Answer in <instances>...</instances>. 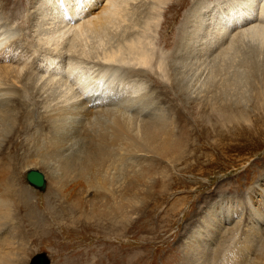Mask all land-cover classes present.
Returning <instances> with one entry per match:
<instances>
[{
  "label": "rangeland",
  "instance_id": "rangeland-1",
  "mask_svg": "<svg viewBox=\"0 0 264 264\" xmlns=\"http://www.w3.org/2000/svg\"><path fill=\"white\" fill-rule=\"evenodd\" d=\"M36 1L0 0V24L10 26L11 37L12 33L16 38L26 33L33 36L36 29L26 21L37 10ZM163 2L137 0L132 11L141 27L143 19L155 17L151 39L171 75L166 88L159 85L160 78L151 79L141 94L147 95L150 87L154 97L158 94L147 105L149 113L158 109L169 112L170 119L184 131V149L157 164L152 191L130 194L121 216L102 211L96 203L82 208L80 200L70 195L68 203L78 202L80 209L64 213L66 198L54 190L51 201L61 211L60 223L45 233L22 223L23 237L14 238L23 249L21 264H31L36 255L43 256L45 264H264V35L237 37L228 51L222 50L231 36L216 42L224 17L220 13L242 0ZM180 42L181 54L175 57ZM202 42L211 48L216 44L213 53L199 51ZM59 88L46 86L37 98L43 104L29 99L27 92L22 100L27 99L31 107L50 106L61 97ZM20 115H15L11 133L0 132L1 169L13 156L27 154L25 157L37 159L29 142L37 125L20 129ZM35 164L16 165L20 184L32 194L34 206L52 189L48 171ZM52 166L59 164L52 161ZM30 169L46 176L44 191L28 183ZM6 227L7 233L20 229L14 221H8Z\"/></svg>",
  "mask_w": 264,
  "mask_h": 264
},
{
  "label": "bare ground",
  "instance_id": "bare-ground-1",
  "mask_svg": "<svg viewBox=\"0 0 264 264\" xmlns=\"http://www.w3.org/2000/svg\"><path fill=\"white\" fill-rule=\"evenodd\" d=\"M136 1H36L37 10L26 21L36 29L30 31L32 37L27 33L19 38L12 33L11 37L10 26L5 23L6 29L1 21L0 132H10L19 112L23 119L20 129L26 131L36 123L29 142L37 159L25 157L27 154L13 156L0 168V233H5L0 236V264H21L23 249L14 238L23 237L22 223L28 222L38 233L51 232L52 225L60 223L61 211L51 201L54 190L66 198L64 213L80 209L78 202L68 203L70 195L80 200L82 208L96 203L102 211L121 216L130 194L152 191L157 164L168 154H180L184 149V131L170 119L169 112L158 109L149 113L147 105L154 90L150 87L147 95L141 94L146 81L162 78L157 81L166 88L171 75L151 39L155 17H145L142 27L132 18ZM220 14L224 17L222 23L219 21L216 42L231 36L222 50L231 48L237 37L264 35V0H242ZM114 37L118 39L113 42ZM200 45L202 52L213 53L216 47H209L207 42ZM181 50L180 42L174 56L179 57ZM114 70L117 73L110 77ZM49 85L60 87L62 95L56 103L40 106L42 101L37 98ZM25 92L39 106L31 107L27 99L22 100ZM26 161L44 167L52 184L46 199L36 201L38 206L32 204V194L18 179L16 165ZM52 161L59 166H52ZM43 178L41 186L28 183L44 191V174ZM5 221L6 225L8 221L20 225L18 233L16 228L17 234L11 233L13 229L7 233Z\"/></svg>",
  "mask_w": 264,
  "mask_h": 264
},
{
  "label": "water",
  "instance_id": "water-1",
  "mask_svg": "<svg viewBox=\"0 0 264 264\" xmlns=\"http://www.w3.org/2000/svg\"><path fill=\"white\" fill-rule=\"evenodd\" d=\"M26 179L32 185L41 186L44 182L43 174L35 169H30L26 173ZM31 264H45V259L43 256L36 255L33 259Z\"/></svg>",
  "mask_w": 264,
  "mask_h": 264
}]
</instances>
